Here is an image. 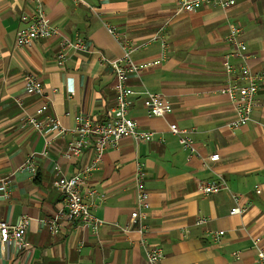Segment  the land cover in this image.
<instances>
[{
    "label": "crops",
    "instance_id": "1",
    "mask_svg": "<svg viewBox=\"0 0 264 264\" xmlns=\"http://www.w3.org/2000/svg\"><path fill=\"white\" fill-rule=\"evenodd\" d=\"M236 1L228 10L202 6L179 12L176 0H44L50 22L86 44L59 64L57 38L16 45L34 10L31 0H0V221L29 218L27 249L0 242V264H149L138 236L115 226L127 225L135 208L138 161L150 195L147 243L165 253L158 264H259L252 242L259 237L264 243V87L253 120L235 130L227 126L234 108L220 89L224 56L233 51L227 39L232 25L241 29L249 67L264 72V0ZM107 25L140 47L132 59L144 67L127 79L133 90L128 115L139 130L155 135L140 143L125 137L118 148L107 149L83 185V192L98 193L91 211L105 224L97 235L67 220L52 234L48 221L64 209L56 180L73 176L92 158L91 148L77 159L63 157L76 117L101 121L115 105V76L100 59H118L122 50ZM161 28L164 47L160 40L150 42ZM31 74L43 83L41 96L26 90ZM148 92L170 101L173 112L150 116L143 106ZM45 104L48 109L38 113ZM26 115L58 118L69 132L38 133L23 125ZM171 124L192 131L191 158ZM213 154L220 155L218 161L209 160ZM29 160L34 171L23 168ZM220 180L228 189L200 192L201 184ZM233 195L247 207L245 214H229ZM200 218L205 223L197 226ZM219 231L224 236L217 242ZM236 251L239 259L233 257Z\"/></svg>",
    "mask_w": 264,
    "mask_h": 264
},
{
    "label": "built area",
    "instance_id": "2",
    "mask_svg": "<svg viewBox=\"0 0 264 264\" xmlns=\"http://www.w3.org/2000/svg\"><path fill=\"white\" fill-rule=\"evenodd\" d=\"M43 1L31 0L34 10L29 17L25 18L26 28L18 31L16 45L20 48H27L37 39L57 38L59 45L57 61L59 64H64L68 59L69 53L83 51L86 48V44L78 36L71 38L65 35L59 27L51 23L44 11ZM176 1L179 12L195 11L202 6L228 10L237 3L236 0ZM74 2L87 4V0H74ZM106 27L113 38L117 40L122 50V56L118 59H110L105 55H101L100 59L103 65L109 66L113 70L115 76V105L107 113L106 118L101 121H94L82 116L76 117V127L72 132L74 138L69 141L63 157L66 160L77 159L87 149L91 148L92 158L88 165H85L73 176L66 177L61 175L56 180V186L63 198L64 209L59 210L55 217L48 221V229L52 234L58 233L62 221L67 220L70 223L79 224L83 228H90L92 233L97 235L100 228L105 224L103 220L96 218L91 211L92 207H94V199L98 193L91 188L83 192V185L92 172L99 169L107 149L118 148L125 137H131L136 143H140L141 141L152 140L155 135L153 132L139 130L137 122L128 115L133 90L128 86L127 79L130 74L138 73L144 67L137 65L132 59V54L140 47L132 45L128 40L122 38L114 27L108 25ZM163 31L164 28H161L150 39V42L160 40L164 47ZM240 34L241 29L239 27L234 25L230 27L227 39L232 45L233 51L224 56L223 71L226 80L220 89V93L229 98L234 108V116L227 124L230 129L234 130L247 125L253 120V112L260 104L258 93L264 87V72L254 71L247 64L248 48L246 43L240 39ZM235 60L239 61L238 65L234 62ZM24 82L27 92L36 96L43 94V83L36 75H27ZM143 106L152 117H164L173 112L171 102L159 93L148 92L143 99ZM47 109L48 105L45 104L38 109V113H43ZM23 125L45 135H65L69 132L58 118H46L44 121H40L34 115H26L23 119ZM169 129L178 138L181 146L187 150L188 157L194 156L196 149L191 136L192 131L181 129L176 124H171ZM49 144L50 141L47 142V145ZM219 158V154H213L209 157V160L218 161ZM23 168L34 171L30 160ZM134 189L135 208L131 212L130 222L124 226H115L124 234H136L148 263L158 264L164 259L165 253L162 247L150 246L147 243L149 227L146 223V212L150 207V195L145 187L143 164L139 161L136 164L134 173ZM223 189H228V186L223 180H220L201 184L199 190L205 195H211ZM233 200L234 205L231 207L229 214H245L247 207L243 206L240 197L233 195ZM204 223L205 219L203 218L196 221L197 226ZM28 225L29 218L26 215L22 216L15 224H11L8 221H0V242L2 244H14L18 249H27L28 243L25 236ZM214 236L218 242L224 236V231H219ZM252 248L256 252L258 263L264 264V243L259 237L253 238ZM233 257L239 259L240 252H233Z\"/></svg>",
    "mask_w": 264,
    "mask_h": 264
}]
</instances>
